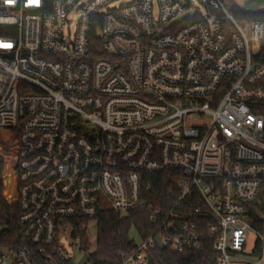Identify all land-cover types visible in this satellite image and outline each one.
<instances>
[{
    "label": "built area",
    "instance_id": "built-area-1",
    "mask_svg": "<svg viewBox=\"0 0 264 264\" xmlns=\"http://www.w3.org/2000/svg\"><path fill=\"white\" fill-rule=\"evenodd\" d=\"M263 50L264 22L223 0H0V130L21 129L28 245L0 264H79L75 226L106 208L154 227L121 264H150L157 239L264 264Z\"/></svg>",
    "mask_w": 264,
    "mask_h": 264
},
{
    "label": "trees",
    "instance_id": "trees-1",
    "mask_svg": "<svg viewBox=\"0 0 264 264\" xmlns=\"http://www.w3.org/2000/svg\"><path fill=\"white\" fill-rule=\"evenodd\" d=\"M233 13L237 19L249 18L264 22V10L246 13L235 7ZM264 53V50H263ZM21 129L0 130V248L18 250L28 245L21 240L19 223V138ZM168 173L152 176L153 181L166 179ZM154 184L156 185V183ZM167 185V183L165 184ZM163 189L162 187H159ZM258 212V213H257ZM260 210L252 215L255 227L264 226L260 220ZM88 221H80L75 226L73 237L82 235L83 247L87 252L86 232L83 228ZM97 251L90 255L91 264H121L118 255L121 251L135 249L136 244L129 239V232L135 228L142 239L153 233L154 227L147 220V212L133 211L117 213L106 208L96 220ZM217 253L212 241L205 242L203 251H172L156 248L150 253V264H217Z\"/></svg>",
    "mask_w": 264,
    "mask_h": 264
},
{
    "label": "rangeland",
    "instance_id": "rangeland-1",
    "mask_svg": "<svg viewBox=\"0 0 264 264\" xmlns=\"http://www.w3.org/2000/svg\"><path fill=\"white\" fill-rule=\"evenodd\" d=\"M225 4V8L228 12L233 13V9L235 7L245 11L246 13H255L264 10V0H223ZM234 15V13H233ZM243 19H238L240 24L243 25ZM251 49L253 51H256L258 49L255 45L251 42ZM86 243L88 247V253L89 255L94 254L97 251V223L96 221H91L88 223L86 228ZM71 229L67 230L66 232L64 230H61L59 232V243L64 247V250L68 254H75L77 252L76 246H74V243L71 239ZM129 239L133 241L135 244L139 245L142 242V238L137 232L135 228H132L129 232ZM256 243V236L254 234H250L248 236V247L249 250H251ZM81 253H79V256Z\"/></svg>",
    "mask_w": 264,
    "mask_h": 264
},
{
    "label": "water",
    "instance_id": "water-1",
    "mask_svg": "<svg viewBox=\"0 0 264 264\" xmlns=\"http://www.w3.org/2000/svg\"><path fill=\"white\" fill-rule=\"evenodd\" d=\"M262 221L264 222V215L261 216ZM158 248H162L160 239H157ZM90 261V256L88 254H84L83 258L81 259L79 264H87Z\"/></svg>",
    "mask_w": 264,
    "mask_h": 264
}]
</instances>
